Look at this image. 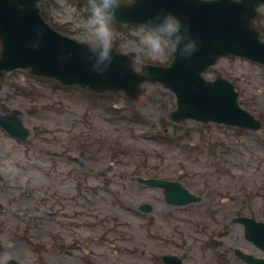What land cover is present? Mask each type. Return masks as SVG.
<instances>
[{
    "label": "rangeland",
    "instance_id": "obj_1",
    "mask_svg": "<svg viewBox=\"0 0 264 264\" xmlns=\"http://www.w3.org/2000/svg\"><path fill=\"white\" fill-rule=\"evenodd\" d=\"M44 1L47 18L66 36L85 42L86 3ZM256 24L264 39V7ZM141 27H115L116 50L130 54ZM171 61V55L156 60L137 56L135 65L141 71L144 63ZM205 77L231 80L242 108L262 127L175 122L176 96L159 83L145 84L141 97L131 102L123 93L91 98L29 70L7 73L0 101L31 136L27 146H20L0 131V163L16 171L17 163L28 168L18 188L26 194L23 228H29L30 243L9 239L14 233L3 228L0 263L17 258L42 264L46 256L48 264H161L154 262L155 255L174 253L188 264H245L236 249L264 256L246 239L243 226L234 223L244 216L264 221V66L224 57ZM136 113L141 120L133 118ZM152 177L180 181L198 200L169 206L162 190L138 182ZM144 203L153 206L151 214L138 210ZM176 236L184 238L182 248L170 238ZM211 238L216 246L208 243ZM60 242L64 253L53 256ZM74 242L82 246L75 250ZM37 245L44 253L38 255Z\"/></svg>",
    "mask_w": 264,
    "mask_h": 264
},
{
    "label": "water",
    "instance_id": "obj_2",
    "mask_svg": "<svg viewBox=\"0 0 264 264\" xmlns=\"http://www.w3.org/2000/svg\"><path fill=\"white\" fill-rule=\"evenodd\" d=\"M39 1L0 0V39L3 45L0 77L5 71L31 68L32 74L57 78L64 85L79 84L87 90L102 93L124 90L131 99L138 98L142 83L162 82L177 95L178 110L172 114L175 120L191 117L203 122L259 126L252 116L239 108L237 94L230 82L219 78L207 83L201 74L222 55L236 54L264 63V43L259 40V32L251 27L257 8L264 0H244L240 4L233 0H136L133 4L122 5L116 13L119 23L143 24L146 17L164 7L186 18L192 34L200 39V50L191 62L174 56L170 67L148 65L151 71L149 77L135 71L132 57L117 52L105 77L91 71L80 56L85 51L84 43L53 30L36 8ZM36 27L43 30V36L40 47L34 50L29 42L35 37ZM68 48L73 50L74 55L62 62L60 52H66ZM8 131L15 133L20 130L8 126ZM144 182L166 188L168 200L176 204L196 199L179 183L155 179ZM248 234L250 239L264 246L260 238L252 236L249 231ZM238 255L249 264H264V259L240 252Z\"/></svg>",
    "mask_w": 264,
    "mask_h": 264
},
{
    "label": "clouds",
    "instance_id": "obj_3",
    "mask_svg": "<svg viewBox=\"0 0 264 264\" xmlns=\"http://www.w3.org/2000/svg\"><path fill=\"white\" fill-rule=\"evenodd\" d=\"M233 2L240 4L244 0ZM121 6L122 0H86L88 14L83 20L85 51H82L80 56L88 68L101 77L106 76L116 58L114 47L116 30L113 21ZM42 36L43 30L36 27L35 37L29 42L32 49L40 47ZM200 47V39L192 34L187 19L181 18L171 9L160 7L143 21L137 39L131 45V53L133 56H144L151 60L168 55L178 56L191 62ZM61 48L64 46L61 45ZM73 55V50L68 48L66 52H60V59L66 62ZM140 74L144 77L151 76L150 66L145 65Z\"/></svg>",
    "mask_w": 264,
    "mask_h": 264
},
{
    "label": "flooded vegetation",
    "instance_id": "obj_4",
    "mask_svg": "<svg viewBox=\"0 0 264 264\" xmlns=\"http://www.w3.org/2000/svg\"><path fill=\"white\" fill-rule=\"evenodd\" d=\"M3 105H4V101H0V108H3ZM0 113L1 114H9L7 112H2V111H0ZM17 166H16V168L19 169L20 172L9 168V166L4 164V163H0V231H2L3 228L5 229V232H8L10 230V231H12V233H14L15 236L14 235H7L9 239L16 237L20 241L27 244V241L22 240L24 236H27V234H28L27 231L29 230V228H26V229L23 228L25 209L23 207V201L22 200L24 199V196L26 194L22 193L21 191H23V190L19 189L18 186L20 184L21 178H23L22 171L27 173L28 168L21 166L18 163H17ZM26 189H27L26 193L30 191L29 188H26ZM14 191H17V192L14 193ZM14 206L19 208V210L16 209ZM75 211H76L75 213H77V214L81 213V211L78 209H75ZM33 217H35V216H33ZM53 217H56V216H53ZM36 218L37 219L43 218V216L36 215ZM15 222H18V223L15 224V226L13 227V230L10 229V228H12V225ZM107 237L105 238L104 243H103L106 247L108 245ZM94 238H97V236H95ZM170 238L172 240L173 239L179 240V236L170 237ZM183 239L184 238H181V241ZM167 244L172 245V241L169 238H168ZM74 246H75L74 249L76 250L77 247H80L82 245L81 244L78 245L77 242H74ZM186 248H188V247L186 246ZM0 252H1V254H3V252H4V250L1 249V247H0ZM61 253H64V251L63 250H57L55 252V256L57 254L60 255ZM38 255H39V253H38ZM14 259H16L19 262L25 263L23 260H20L17 258H14ZM160 261H162V256L160 257ZM43 262L44 261L42 260V264H44ZM154 262H156V263L158 262V257L156 255L154 256ZM7 263H8V261L5 263H0V264H7Z\"/></svg>",
    "mask_w": 264,
    "mask_h": 264
}]
</instances>
